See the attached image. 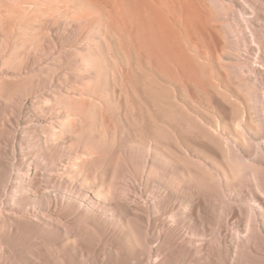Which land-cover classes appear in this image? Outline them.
Listing matches in <instances>:
<instances>
[{
    "label": "bare ground",
    "instance_id": "bare-ground-1",
    "mask_svg": "<svg viewBox=\"0 0 264 264\" xmlns=\"http://www.w3.org/2000/svg\"><path fill=\"white\" fill-rule=\"evenodd\" d=\"M0 264H264V0H0Z\"/></svg>",
    "mask_w": 264,
    "mask_h": 264
}]
</instances>
